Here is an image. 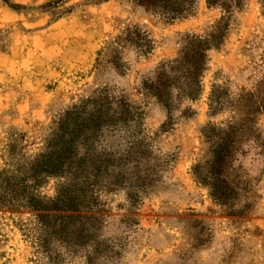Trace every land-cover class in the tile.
I'll list each match as a JSON object with an SVG mask.
<instances>
[{
	"label": "rangeland",
	"instance_id": "1",
	"mask_svg": "<svg viewBox=\"0 0 264 264\" xmlns=\"http://www.w3.org/2000/svg\"><path fill=\"white\" fill-rule=\"evenodd\" d=\"M238 5L225 40L207 52L199 97L189 100L178 96L174 62L187 38L211 32L219 7L195 0L187 17L169 21L133 0H0V171L31 163L64 112L88 100V109L132 108L135 120L104 131L93 148L138 162L129 187L98 193L97 248L74 252L50 240L41 252L36 213L0 208V264H264V113L254 118L258 139L222 173L224 204L202 183L207 137L228 126L241 133L245 113L264 101V0ZM126 31L145 34L151 50L115 44ZM158 73L170 79L169 109L146 88ZM213 87L225 92L214 114ZM65 181L47 179L40 195L53 197Z\"/></svg>",
	"mask_w": 264,
	"mask_h": 264
},
{
	"label": "trees",
	"instance_id": "2",
	"mask_svg": "<svg viewBox=\"0 0 264 264\" xmlns=\"http://www.w3.org/2000/svg\"><path fill=\"white\" fill-rule=\"evenodd\" d=\"M194 1L133 0V3L146 12L174 21L187 17ZM205 3L207 7H219L223 16L206 37L187 38L180 49L174 65L176 71L181 72V83L177 84L178 96L183 99L194 100L199 97L202 91L200 78L205 70L207 52L220 47L225 40L230 21L228 15L231 9L239 6L240 0H205ZM114 43L119 47L128 46L144 53L151 50L147 36H141L138 32L129 34L126 31ZM114 65L117 66V63ZM169 81L163 73H158L154 82L146 85L156 102L167 109L171 100ZM219 93L225 92L220 87H213L208 98V106L213 114L218 111ZM89 104L88 100L64 112L56 122V128L50 134L43 151L31 163L13 171L5 168L0 171V208L27 209L36 213L44 234L42 239H38L41 242V252L44 253L50 240L74 252L86 246L97 248L99 218L91 213L97 206L98 193H110L126 187L130 182L129 166L131 163H138L135 159L126 161L121 155L116 158L115 154L109 156H112L110 161L105 154L97 153L93 148L101 133L109 129L118 131L135 120L132 108L121 103L111 112L109 107L97 103L88 109ZM261 113H264L263 100L256 102L245 113L246 120L240 127L241 133H232V127L228 126L215 137H207L212 143V157L202 183L210 189L211 197L220 204H224L227 193L230 192L222 173L230 166L242 144L258 139L254 118ZM140 152L135 151V154L141 157ZM56 177H64L65 183L58 186L53 197H42L40 188L47 179ZM136 182L144 185V180ZM141 185H137V188H142Z\"/></svg>",
	"mask_w": 264,
	"mask_h": 264
}]
</instances>
